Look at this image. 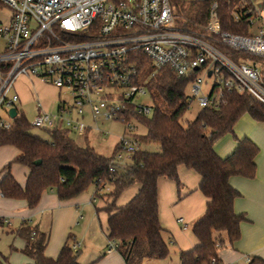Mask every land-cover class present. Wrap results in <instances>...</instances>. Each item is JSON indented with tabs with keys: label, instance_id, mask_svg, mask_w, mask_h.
Segmentation results:
<instances>
[{
	"label": "built area",
	"instance_id": "2783aa9c",
	"mask_svg": "<svg viewBox=\"0 0 264 264\" xmlns=\"http://www.w3.org/2000/svg\"><path fill=\"white\" fill-rule=\"evenodd\" d=\"M189 1L208 2L199 18L184 15L172 0H0L13 11L0 25V110L9 118H0V129L24 115L18 79L35 77L58 96L48 108L36 102L30 126L86 135V114L94 123L123 122L126 132L109 167L114 171L141 148L136 117L150 116L152 109L137 103L148 77L140 76L141 61L150 64V76L167 68L188 80L187 108L193 99L201 108H217L224 92L247 93L264 105V0H232L233 19L246 25L244 34L222 29L218 0ZM206 77L211 83L204 94ZM0 221L10 224L7 217ZM116 246L109 240L108 251Z\"/></svg>",
	"mask_w": 264,
	"mask_h": 264
},
{
	"label": "trees",
	"instance_id": "16d2710c",
	"mask_svg": "<svg viewBox=\"0 0 264 264\" xmlns=\"http://www.w3.org/2000/svg\"><path fill=\"white\" fill-rule=\"evenodd\" d=\"M178 11L191 18L208 2L172 0ZM2 3L0 2V5ZM218 14L223 30L244 34L247 27L238 24L232 16V0H218ZM203 15L201 16V19ZM229 53V52H228ZM140 76L147 77L146 88L153 103L150 116H137L145 127L139 136L140 144L156 143L158 151L145 148L128 155L126 167L111 171V158L96 153L89 146L78 145L69 129L55 127L46 130L47 139L28 132L29 121L24 115L13 120L9 129H0V146L9 145L17 154L0 170V194L11 199L24 200L35 207L44 191L51 189L59 200H70L93 186V196L101 195L105 186L113 188L105 195L111 202L105 208L107 237L117 243L116 249L125 264H141L144 258L163 259L169 256V247L163 237L158 218L157 179L165 177L179 187L177 168L184 165L201 176L199 189L208 198L206 209L192 225L198 244L179 254L180 264H220L218 251L240 237V223L244 213L234 211L233 204L240 193L229 183L232 176L253 178L258 146L249 138L236 139L235 149L221 157L214 143L233 128L243 114L264 122V105L247 93L224 92L217 108L203 107L186 125L182 118L187 110L188 80L177 77L167 68L152 73L150 64H142ZM39 160V164L35 161ZM27 169L21 185L11 173L12 164ZM138 183V192L124 205L115 206V199L132 183ZM15 233L24 240L21 252L32 264H79L78 250L68 240L56 258L45 256L47 235L36 227L23 223ZM6 257L0 254V264ZM247 264H264L258 257Z\"/></svg>",
	"mask_w": 264,
	"mask_h": 264
},
{
	"label": "crops",
	"instance_id": "0c3cea01",
	"mask_svg": "<svg viewBox=\"0 0 264 264\" xmlns=\"http://www.w3.org/2000/svg\"><path fill=\"white\" fill-rule=\"evenodd\" d=\"M18 81L15 90L19 95V103L29 97L34 106L37 101L45 108L54 105L58 95L50 99L44 91L53 88L57 92L55 87L35 77H21ZM234 128L233 133L223 135L214 143L217 155L224 157L235 149L237 142ZM7 146L9 145H1ZM16 154L17 150L13 147L11 156L7 159H13ZM257 160L258 154L255 157L256 171L253 178L232 176L229 179L231 186L240 193L234 201V211L244 213L245 220L240 223L239 239L219 249L220 264H247L246 257H258L264 261V172ZM21 167L20 176L11 173L23 185L27 169ZM177 173L179 187L168 178L161 176L157 179L158 218L164 230V240L169 247V256L163 259L144 258L141 264H180V252L191 250L198 244L192 225L205 211L208 198L199 189L201 176L196 171L179 165ZM138 189V183L130 184L115 199V206L126 204ZM95 198L98 202L91 207ZM109 202L100 195L91 197L87 192L70 200H59L54 191L48 189L43 192L38 204L29 208L24 200L6 198L0 194V218L7 217L10 221V224L0 221V227L9 230L6 234L11 239L6 253L0 250V254L6 257L5 264H32L31 259L21 252L24 240L15 233L23 223L36 227L47 235L44 254L49 258H56L62 245L69 238L71 246L78 244L75 249L78 250L79 264H125L117 249L108 251L109 239L106 229L108 213L105 208ZM82 228L90 230L94 239L91 246L94 253L92 257L95 259L93 262L86 263L80 258L84 257L85 251L88 250L86 235L80 233Z\"/></svg>",
	"mask_w": 264,
	"mask_h": 264
},
{
	"label": "rangeland",
	"instance_id": "374dc122",
	"mask_svg": "<svg viewBox=\"0 0 264 264\" xmlns=\"http://www.w3.org/2000/svg\"><path fill=\"white\" fill-rule=\"evenodd\" d=\"M180 1H189V0H180ZM12 9L7 6L6 4H1L0 5V25H6L9 23L11 17H12ZM3 45V40L0 39V49ZM145 78V77H144ZM19 80V79H18ZM19 82V81H17ZM204 84L202 85V92L205 94L208 91L209 84L211 83V79L206 77L204 79ZM146 93L145 94H140L137 98V103L140 104H145L148 106H153L151 96L149 94V91L147 88H145ZM45 94L48 98L52 99L57 96L58 93L55 92L53 88H48L45 89ZM186 94L190 98L192 97L191 90L189 88L186 89ZM47 98V100H48ZM18 108L19 111L23 112L24 116L27 118V120L30 122L33 117L35 116V106L33 101L29 100V97L22 102L18 103ZM200 106L198 105L197 101L193 99L191 103L189 104V107L184 113V116L182 118V124L186 125L188 122L192 121L197 112L200 110ZM153 112V107L151 109V113ZM0 118L2 120H9L6 112L3 110H0ZM85 121L91 126V128L88 130L86 135H78L74 132L70 134V137L78 144L82 146H89L91 147L96 153L104 156L105 158H111L113 157L115 153V148L116 145L119 141L120 136L124 135L126 132V127L121 121H108V120H97L96 123L87 116L85 117ZM97 126V128H95ZM135 126H136V133L139 135L145 134L146 130L143 125L135 121ZM28 132L36 137L42 138V139H47L48 134L47 132L39 127L35 126H30L28 128ZM234 134L238 137H247L251 138L254 140L255 144L259 148V153H258V164L259 167L262 169L264 172V122L263 121H257L255 119H251L248 117L246 114H243L238 121L236 122L235 128H234ZM232 137V136H231ZM142 148H145L150 151H158L159 146L156 143H145L141 144ZM13 147L7 146V147H1L0 146V170L5 166L9 160L10 152L12 151ZM5 162V163H3ZM128 162V158L124 157L118 164L119 170H122L124 167H126V164ZM1 164H3L1 166ZM12 169L11 172L16 174L17 176H20V171L22 168L21 166L19 167L18 164L13 163L11 166ZM2 173H0V176ZM113 187L111 185L105 186L104 190L101 191V197L105 198V201H108L111 199L105 194L108 193ZM89 196H93V186L89 187L88 190L86 191ZM98 202V199L95 198L94 202L90 205L91 207ZM110 203V202H109ZM9 233V230L6 227H0V250L1 252H5L8 249V245L11 241L9 235L6 234ZM80 233L82 235H86V241L88 242V250L85 251L84 257L82 260H85L86 263L88 262H93V251L91 249L92 243L94 242L93 237L91 236L90 230L86 228L80 229ZM80 254V252H79ZM6 255V254H5ZM83 256V255H82Z\"/></svg>",
	"mask_w": 264,
	"mask_h": 264
},
{
	"label": "water",
	"instance_id": "95a60500",
	"mask_svg": "<svg viewBox=\"0 0 264 264\" xmlns=\"http://www.w3.org/2000/svg\"><path fill=\"white\" fill-rule=\"evenodd\" d=\"M15 114H16V111H15V109L14 108H11L10 109V116L11 117H14L15 116ZM39 160H37V161H35V164H39Z\"/></svg>",
	"mask_w": 264,
	"mask_h": 264
}]
</instances>
